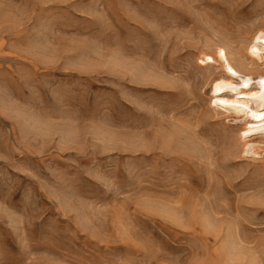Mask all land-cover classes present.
Wrapping results in <instances>:
<instances>
[{
	"label": "rangeland",
	"instance_id": "rangeland-1",
	"mask_svg": "<svg viewBox=\"0 0 264 264\" xmlns=\"http://www.w3.org/2000/svg\"><path fill=\"white\" fill-rule=\"evenodd\" d=\"M260 29L264 0H0V264H264V132L213 103Z\"/></svg>",
	"mask_w": 264,
	"mask_h": 264
},
{
	"label": "bare ground",
	"instance_id": "bare-ground-1",
	"mask_svg": "<svg viewBox=\"0 0 264 264\" xmlns=\"http://www.w3.org/2000/svg\"><path fill=\"white\" fill-rule=\"evenodd\" d=\"M249 52L254 59L252 64H256L255 73H246L240 70L235 63L230 61L226 53L221 52L224 72L215 81L213 103L233 109L235 112H242L249 118L250 124L247 126V130L252 134L264 132V61L261 68L258 61L264 59V29H260L253 37L249 45ZM252 64H249V67H252ZM243 65L248 64L243 60ZM230 71H233L232 75L236 76L230 75ZM252 121L256 124L253 125ZM255 142L259 141L247 139L245 143L247 147L253 148Z\"/></svg>",
	"mask_w": 264,
	"mask_h": 264
}]
</instances>
